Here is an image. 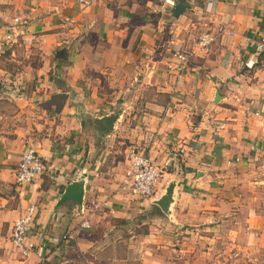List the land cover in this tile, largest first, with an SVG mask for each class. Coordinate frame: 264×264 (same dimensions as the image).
<instances>
[{
  "label": "crops",
  "instance_id": "crops-1",
  "mask_svg": "<svg viewBox=\"0 0 264 264\" xmlns=\"http://www.w3.org/2000/svg\"><path fill=\"white\" fill-rule=\"evenodd\" d=\"M184 2L173 17L164 0H0V40L19 30L0 59V264H228L212 256L264 252V51L253 48L264 1ZM205 31L209 50L174 77L167 65ZM119 144L163 167L151 198L120 190ZM27 146L44 172L19 185ZM76 182L82 203H59ZM29 205L23 255L11 233Z\"/></svg>",
  "mask_w": 264,
  "mask_h": 264
},
{
  "label": "built area",
  "instance_id": "built-area-1",
  "mask_svg": "<svg viewBox=\"0 0 264 264\" xmlns=\"http://www.w3.org/2000/svg\"><path fill=\"white\" fill-rule=\"evenodd\" d=\"M83 2L84 0H78ZM164 4L169 9L174 8L175 0H164ZM16 23H21L19 18H15ZM16 25L9 26L8 34L5 36L4 41L9 42L19 35V30H16ZM221 32L232 34L226 28H220ZM26 40H30L26 39ZM215 41V35L208 31L199 34L196 46L191 51H181L176 53L175 61L167 65L169 73L174 77H181L192 55L198 53H206L209 47ZM5 42L0 40V59L3 57ZM253 48L257 54L264 51V30H262L253 43ZM253 62L246 63L245 67L251 68ZM126 170L123 174L120 183V190L122 193L130 196L133 199H148L151 198L156 191L157 185L162 180L163 167L158 165L152 160L142 148L134 144L125 150ZM44 172L41 159L33 147H25L19 157L18 164L14 172V179L17 184H33L35 180L39 179ZM98 205H94V209ZM36 212L34 205L27 206L23 215L19 216L13 222V230L11 233V240L21 254H27V246H25V239L33 228V221ZM88 227V223L84 224Z\"/></svg>",
  "mask_w": 264,
  "mask_h": 264
},
{
  "label": "water",
  "instance_id": "water-1",
  "mask_svg": "<svg viewBox=\"0 0 264 264\" xmlns=\"http://www.w3.org/2000/svg\"><path fill=\"white\" fill-rule=\"evenodd\" d=\"M186 8H188V5L184 2V0H176L174 4V8L172 9L173 17L174 16L179 17L185 11ZM115 119H117L116 114H109L105 116L104 118H102L101 120L104 121L105 126L108 129H112L113 128L112 123ZM83 192H84L83 185L79 182H76L72 184L71 186L67 187L65 191H63L58 202L60 203L65 200H73V202L77 204H81L83 200ZM171 193H173V186L170 187L169 193H167V196L170 197ZM157 203L160 206H164L167 204V201L166 199H164L160 202L157 201Z\"/></svg>",
  "mask_w": 264,
  "mask_h": 264
},
{
  "label": "rangeland",
  "instance_id": "rangeland-1",
  "mask_svg": "<svg viewBox=\"0 0 264 264\" xmlns=\"http://www.w3.org/2000/svg\"><path fill=\"white\" fill-rule=\"evenodd\" d=\"M128 146L129 144H119L118 147L120 148V153H122L125 148H128ZM219 255V258H216V253L214 254V256H212L213 263H216L214 261H216L217 259L223 260L222 256H224V260L227 261L228 264H264V252H256L254 254L246 252L242 254V252L238 253L232 250L229 251L228 255L227 253H220Z\"/></svg>",
  "mask_w": 264,
  "mask_h": 264
}]
</instances>
